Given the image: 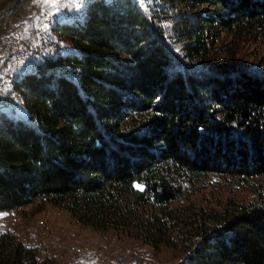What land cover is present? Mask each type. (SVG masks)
Wrapping results in <instances>:
<instances>
[{"label":"trees","instance_id":"1","mask_svg":"<svg viewBox=\"0 0 264 264\" xmlns=\"http://www.w3.org/2000/svg\"><path fill=\"white\" fill-rule=\"evenodd\" d=\"M50 26L72 51L18 65L27 31L1 41L24 116L0 104V211L50 204L169 246L175 264H264V190L181 203L207 173L264 179V58L214 46L223 30L264 34V0H89ZM0 264L59 263L0 229Z\"/></svg>","mask_w":264,"mask_h":264},{"label":"rangeland","instance_id":"2","mask_svg":"<svg viewBox=\"0 0 264 264\" xmlns=\"http://www.w3.org/2000/svg\"><path fill=\"white\" fill-rule=\"evenodd\" d=\"M88 1L58 0L57 4L52 5L44 3V0H31V3L34 5H32L33 8L35 7L32 14L38 16L37 19L40 21L37 25L44 23L48 14L53 12L57 15L56 18L45 23L47 27L44 26L43 28L41 48L44 50H37L31 56V59H51L55 57L58 51L63 54L73 50L71 44L64 37L53 31L50 25L62 15L70 17V19L80 17ZM139 1L140 4L145 2V0ZM13 3L14 0L5 1L4 8L0 11V17L6 16L11 12L12 9L7 14H4ZM63 7L65 14L62 13ZM262 31L260 30V34L250 31L241 33L221 31L214 42V46L219 50L216 56L228 60L236 58L242 64L254 67L259 59L261 61L264 58V34ZM29 58V56H26V53H21L17 60L18 65H23ZM6 74L0 71V87L3 88V94L11 96L5 102L4 96H0V104L9 107L11 111L14 110L16 116L23 117L24 112L18 94L12 86L14 72L9 73L8 76H5ZM262 190H264V179L261 180L257 177L239 179L227 175L207 173L200 176L191 186L187 187L181 203H192L204 207H218L228 197L247 201L254 199L258 192ZM34 203L30 202L20 208L14 209L12 213L4 214L3 221L0 222L1 226L4 227L5 225L12 224L16 228L20 227L22 229L20 230V234L18 236L17 234L15 235L21 243L26 235L30 238L37 236L43 244L41 248L39 247V252L37 251L41 256H47L53 249H63L67 257L61 263L58 262L59 264H73V262L76 264H87L89 262L88 259L82 256L79 257L80 254L72 251V248L75 246L90 251L93 256L95 255L96 261L98 260L99 264H175L181 258L182 253L177 252L169 246H161L158 249H154L149 244L126 236L120 230L108 229L106 231H98L82 224L79 225L81 228H77L75 226L77 222L67 210L50 204H45L34 209L32 208ZM12 217H15V219ZM64 227L71 231L76 227L77 230L74 231V234L82 240H68L63 235L68 232L61 230ZM59 243H61V247L57 246ZM41 252L44 253L42 254ZM97 252H100V255H104L106 258L102 257L103 259H100Z\"/></svg>","mask_w":264,"mask_h":264},{"label":"crops","instance_id":"3","mask_svg":"<svg viewBox=\"0 0 264 264\" xmlns=\"http://www.w3.org/2000/svg\"><path fill=\"white\" fill-rule=\"evenodd\" d=\"M6 0H0V11L4 8ZM33 3H31V0H20L15 4V6L12 8L11 12L7 14L6 16L0 17V45L1 41L4 37L8 36L9 34L12 35H19L23 32L27 31L28 29L34 28L37 26V24L40 22L38 21L37 17L32 14L34 12L35 7L33 8ZM1 57V56H0ZM1 62V60H0ZM14 209H8L0 211V222L3 221L4 214L6 213H12ZM15 219V217H12ZM77 228H81L79 225L75 223ZM11 225V227H10ZM16 225V224H15ZM59 226V225H58ZM0 229H6L14 234H17V236L20 234V227H14L12 224L5 225L4 227L1 226L0 223ZM63 232L67 231L68 233L63 234L68 240L70 239H77L82 240L80 237L75 236V228H73L71 231L70 229H66V227L61 229ZM82 243V241H81ZM86 244L88 242L85 241ZM97 255L100 259L106 258L104 255H100V252H97ZM48 257H51L52 259L56 260L57 262L61 263V261H64L65 257V251L63 249H53L51 250L48 255ZM103 257V258H102ZM71 264V263H70ZM73 264H76L73 262Z\"/></svg>","mask_w":264,"mask_h":264},{"label":"built area","instance_id":"4","mask_svg":"<svg viewBox=\"0 0 264 264\" xmlns=\"http://www.w3.org/2000/svg\"><path fill=\"white\" fill-rule=\"evenodd\" d=\"M62 13H64V7L62 8ZM55 13H50L47 15L45 22L49 21L52 17H56ZM39 24L34 28L27 30V37L25 39L17 38L12 42V46L19 53H26V56H30L34 50L43 49L40 48V38L42 36V25ZM51 43V42H50ZM0 96H4V102L9 97L8 94H2V87H0ZM22 244L27 247H33L38 251V242L35 239H30L27 235L22 239ZM42 254L44 252H41Z\"/></svg>","mask_w":264,"mask_h":264},{"label":"bare ground","instance_id":"5","mask_svg":"<svg viewBox=\"0 0 264 264\" xmlns=\"http://www.w3.org/2000/svg\"><path fill=\"white\" fill-rule=\"evenodd\" d=\"M65 14V13H64ZM77 14V13H76ZM53 18H56V17H52L49 21H47V22H50ZM47 22H45V23H47ZM45 23L42 25V36H41V38H40V48H41V39H42V37H43V28H44V26H45ZM52 44V43H51ZM37 50H44V49H36V50H34V52L30 55V57L31 56H33V54L37 51ZM52 52V51H51ZM2 94H3V88H2ZM8 96H11V95H8ZM10 97H8L6 100H8ZM30 239H35L36 240V242H38L39 244H38V252H39V247L41 248V245H43L42 244V242H41V240L37 237V236H32ZM56 242V241H55ZM51 243V242H50ZM61 245V243H59V244H57V246L59 247ZM61 247V246H60ZM72 251H75V252H77L78 254H80L79 255V257L80 256H82L83 258H85V259H88L89 260V264H99L97 261H96V257H95V255L93 256V254H91L90 253V251H87V250H85V249H82L81 247H78V246H75V247H73L72 248ZM77 254V255H78ZM84 259V260H85ZM87 263V264H88Z\"/></svg>","mask_w":264,"mask_h":264},{"label":"snow or ice","instance_id":"6","mask_svg":"<svg viewBox=\"0 0 264 264\" xmlns=\"http://www.w3.org/2000/svg\"><path fill=\"white\" fill-rule=\"evenodd\" d=\"M44 3L55 5V4L58 3V0H44ZM57 10H59V9H57ZM45 27H47V26H45ZM135 186H136L137 188H139L141 191L143 190V186H142V185L137 184V185H135Z\"/></svg>","mask_w":264,"mask_h":264},{"label":"water","instance_id":"7","mask_svg":"<svg viewBox=\"0 0 264 264\" xmlns=\"http://www.w3.org/2000/svg\"><path fill=\"white\" fill-rule=\"evenodd\" d=\"M16 0H14V2H15Z\"/></svg>","mask_w":264,"mask_h":264}]
</instances>
